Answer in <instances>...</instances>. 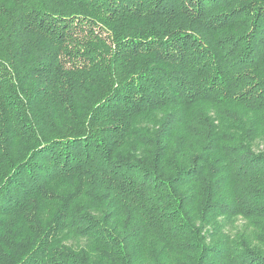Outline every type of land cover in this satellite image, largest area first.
<instances>
[{
	"label": "trees",
	"instance_id": "obj_1",
	"mask_svg": "<svg viewBox=\"0 0 264 264\" xmlns=\"http://www.w3.org/2000/svg\"><path fill=\"white\" fill-rule=\"evenodd\" d=\"M260 136L264 0H0V264H264Z\"/></svg>",
	"mask_w": 264,
	"mask_h": 264
},
{
	"label": "rangeland",
	"instance_id": "obj_2",
	"mask_svg": "<svg viewBox=\"0 0 264 264\" xmlns=\"http://www.w3.org/2000/svg\"><path fill=\"white\" fill-rule=\"evenodd\" d=\"M227 123V128L231 131L236 130V128L234 127L233 123L230 120H226ZM248 124V122H247ZM253 148L256 150L262 149L264 148V136H260L258 138L255 139V141L253 142ZM247 220H243L242 218H238V219H233L232 221L229 222L228 224V233L230 238L233 237V234L237 231V230H241V228H243V226L246 223ZM251 226V225H249ZM242 231H245L246 233H249V229H244Z\"/></svg>",
	"mask_w": 264,
	"mask_h": 264
}]
</instances>
